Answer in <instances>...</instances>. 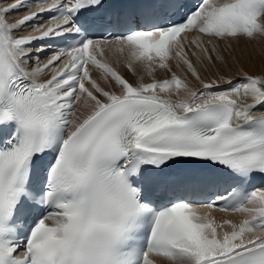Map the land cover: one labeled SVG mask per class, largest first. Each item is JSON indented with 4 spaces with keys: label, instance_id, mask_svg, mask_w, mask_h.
<instances>
[{
    "label": "snow or ice",
    "instance_id": "obj_1",
    "mask_svg": "<svg viewBox=\"0 0 264 264\" xmlns=\"http://www.w3.org/2000/svg\"><path fill=\"white\" fill-rule=\"evenodd\" d=\"M257 36L264 0L0 4V264H264V74L195 66Z\"/></svg>",
    "mask_w": 264,
    "mask_h": 264
},
{
    "label": "bare ground",
    "instance_id": "obj_2",
    "mask_svg": "<svg viewBox=\"0 0 264 264\" xmlns=\"http://www.w3.org/2000/svg\"><path fill=\"white\" fill-rule=\"evenodd\" d=\"M6 2H3L5 4ZM219 55L224 57L225 62L219 61L210 63L205 60L202 64L197 63L195 66L201 78L208 83H225L227 80L236 82L241 79L245 73L252 75L264 74V37L257 36L255 39L249 40L241 38L238 40H230L219 42L217 46ZM173 71L178 75H187L188 81L192 87L200 89V82L196 81L188 75L183 68H177L176 63L172 62ZM118 71L121 72L130 82H135L134 77L125 67L119 66ZM95 76V73L93 74ZM162 76V77H160ZM169 77V74L163 70L156 73L157 79ZM148 78L146 77V81ZM245 102H251L246 100ZM226 218L237 220L241 219L240 214L226 215Z\"/></svg>",
    "mask_w": 264,
    "mask_h": 264
},
{
    "label": "rangeland",
    "instance_id": "obj_3",
    "mask_svg": "<svg viewBox=\"0 0 264 264\" xmlns=\"http://www.w3.org/2000/svg\"><path fill=\"white\" fill-rule=\"evenodd\" d=\"M160 77H162V76H160Z\"/></svg>",
    "mask_w": 264,
    "mask_h": 264
}]
</instances>
